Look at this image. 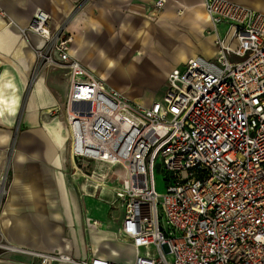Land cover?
<instances>
[{
	"label": "built area",
	"instance_id": "1",
	"mask_svg": "<svg viewBox=\"0 0 264 264\" xmlns=\"http://www.w3.org/2000/svg\"><path fill=\"white\" fill-rule=\"evenodd\" d=\"M203 7L215 55L173 67L162 100L147 105L74 58L71 36L51 29L44 10L19 28L28 43L29 34L41 41L31 46L34 72L67 70L62 110L74 163L123 168L115 188L124 211L119 233L135 253L123 261L83 258L0 241V254L26 255L31 264H264V11L231 0H203ZM219 25H226L222 36Z\"/></svg>",
	"mask_w": 264,
	"mask_h": 264
},
{
	"label": "crops",
	"instance_id": "2",
	"mask_svg": "<svg viewBox=\"0 0 264 264\" xmlns=\"http://www.w3.org/2000/svg\"><path fill=\"white\" fill-rule=\"evenodd\" d=\"M231 1L264 11V0ZM154 2L0 0V171L11 161V181L0 207L2 243L83 258L97 254L123 261L134 256V248L125 240L109 247L112 251L108 249L106 245L112 239L96 228L92 229L88 252L81 233V214L67 174L69 164L71 168L77 165L65 150L66 139L63 142L57 139L58 129L60 134L63 129L67 134L62 110L69 87L67 70L40 71L28 85L35 59L31 46H38L41 41L29 34L28 43L19 28L27 27L38 9L44 10L50 16L51 29L63 26L70 34L74 58L87 67L107 71L112 69V49L121 53L155 46L167 55L175 47L185 45L190 50L181 52L174 61L177 64H184L195 55L206 58L215 55L214 36L207 33L211 27L203 0H165L159 9ZM173 67L164 70V86ZM94 73L100 77L97 73L102 71ZM55 107L60 108L57 116H48L47 111ZM15 124L27 129L28 140L24 134L11 149L8 140ZM0 264H31V259L1 252Z\"/></svg>",
	"mask_w": 264,
	"mask_h": 264
},
{
	"label": "rangeland",
	"instance_id": "3",
	"mask_svg": "<svg viewBox=\"0 0 264 264\" xmlns=\"http://www.w3.org/2000/svg\"><path fill=\"white\" fill-rule=\"evenodd\" d=\"M63 27V26H61ZM64 28V27H63ZM226 25H219L218 32L222 36L225 32ZM70 36L69 33L65 32ZM171 41L168 42V45ZM117 48V47H116ZM141 49L134 52L125 50L121 53L110 51L112 63L110 71L106 69L88 68L97 73L109 85L121 91L131 101L143 105L149 104L154 99L161 101L164 94V85L162 83L164 70L171 66L182 67L183 64H177L175 59L182 53L190 50L187 46L175 47L171 53L167 55L160 53L155 46L140 47ZM180 49V50H179ZM58 66H48L41 68L40 71L51 72L58 70ZM33 69V67H32ZM34 70V69H33ZM30 72L28 85H31L36 76V72ZM36 73V74H35ZM96 75V74H95ZM10 130L9 145L13 149V145L22 140L24 134L28 140V132L26 128L15 124ZM66 138V133L62 130ZM65 144V143H64ZM10 149V154L12 150ZM66 152L69 151L68 143L65 144ZM70 153V151H69ZM68 155V154H67ZM11 159V156H10ZM5 163L0 171V207L3 196L6 193L10 180V164ZM77 168H71L70 164L67 170L68 177L71 179L74 196L77 201L79 214L82 220V235L84 236L86 248L90 252V239L92 229L104 232L112 243L106 245L107 248L112 247L115 243H123L124 240L119 233V225L123 216V205L115 197V188L120 185L118 177L123 176V168L120 166H110L100 163H88L86 165H77ZM155 187L159 194H163L166 190L163 180V171L157 162L154 170ZM164 224V219L161 220ZM1 237V236H0ZM107 248L105 249L106 251ZM140 253L143 255V251Z\"/></svg>",
	"mask_w": 264,
	"mask_h": 264
},
{
	"label": "bare ground",
	"instance_id": "4",
	"mask_svg": "<svg viewBox=\"0 0 264 264\" xmlns=\"http://www.w3.org/2000/svg\"><path fill=\"white\" fill-rule=\"evenodd\" d=\"M64 130V129H63ZM57 139L60 141V142H63V141H65V136L63 135V134H60V131H59V129H58V132H57ZM78 166H76V168H77ZM78 169V168H77ZM108 249H110L111 251H112V248H108Z\"/></svg>",
	"mask_w": 264,
	"mask_h": 264
}]
</instances>
